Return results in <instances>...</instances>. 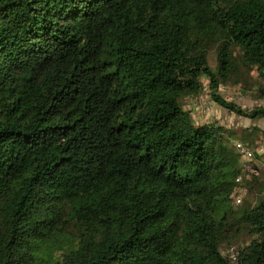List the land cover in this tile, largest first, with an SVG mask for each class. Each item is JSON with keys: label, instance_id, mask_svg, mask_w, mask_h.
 I'll return each mask as SVG.
<instances>
[{"label": "trees", "instance_id": "16d2710c", "mask_svg": "<svg viewBox=\"0 0 264 264\" xmlns=\"http://www.w3.org/2000/svg\"><path fill=\"white\" fill-rule=\"evenodd\" d=\"M252 72L264 0H0V264H264L259 174L181 104L264 119L218 93Z\"/></svg>", "mask_w": 264, "mask_h": 264}, {"label": "rangeland", "instance_id": "374dc122", "mask_svg": "<svg viewBox=\"0 0 264 264\" xmlns=\"http://www.w3.org/2000/svg\"><path fill=\"white\" fill-rule=\"evenodd\" d=\"M213 59L214 54L210 53L209 64L211 66H214ZM202 85V90L198 95L186 96L181 100L183 107L190 111L192 121L195 124L214 123L223 126L226 130H230L229 132L233 131V136L230 139V145L233 148L235 142H244L256 147L255 152L260 154L257 158L254 153V162L257 168H260L258 180L253 184L252 191L247 192L244 188L245 192L240 205L233 204L234 209H239L243 203H252L256 197L264 196V191H262V187H264V119H250L221 108L211 99L206 78L202 79ZM261 86L264 88L263 81L255 72H252L249 77H242L238 83L236 80L220 83L218 93L227 101L249 111L255 107H264V96L258 90ZM249 240L248 234L244 233L231 244L222 246L221 253L226 255L230 246L239 248L241 244H246Z\"/></svg>", "mask_w": 264, "mask_h": 264}, {"label": "built area", "instance_id": "2783aa9c", "mask_svg": "<svg viewBox=\"0 0 264 264\" xmlns=\"http://www.w3.org/2000/svg\"><path fill=\"white\" fill-rule=\"evenodd\" d=\"M234 147L236 152L240 155L243 162L244 175H240L238 177V181L241 182L243 176L246 177L247 179H250L252 176L258 175L259 170L257 169V165L254 162V153L256 149L253 150L242 142H235ZM244 192L245 189L243 186L237 185L234 187L232 192V197L235 205L241 203L242 197L244 196ZM227 254H229L232 260H236L238 253L237 250L233 246H231L228 248Z\"/></svg>", "mask_w": 264, "mask_h": 264}]
</instances>
